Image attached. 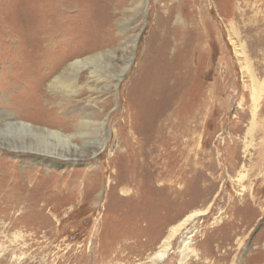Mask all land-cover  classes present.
<instances>
[{"label":"rangeland","instance_id":"obj_1","mask_svg":"<svg viewBox=\"0 0 264 264\" xmlns=\"http://www.w3.org/2000/svg\"><path fill=\"white\" fill-rule=\"evenodd\" d=\"M0 111L70 137L0 147V264H264V0H0Z\"/></svg>","mask_w":264,"mask_h":264},{"label":"bare ground","instance_id":"obj_2","mask_svg":"<svg viewBox=\"0 0 264 264\" xmlns=\"http://www.w3.org/2000/svg\"><path fill=\"white\" fill-rule=\"evenodd\" d=\"M180 24V23H179ZM181 26H184V25H181ZM176 29H177V31H183V27H176ZM178 33V32H177ZM180 33V32H179ZM185 32H183V33H181V34H184ZM178 36V35H177ZM183 36L184 35H180L179 34V40L176 42V45H177V48H180V46L179 45H181L182 46V44H180V42H181V39L183 38ZM177 39V38H176ZM184 42H187V41H185L184 40ZM184 42L182 41V43L184 44ZM180 51V50H179ZM179 53V52H178ZM96 56V55H95ZM93 59H95V57L93 56V57H89V58H87V59H85V60H83V61H74V63L72 62V64H69L67 67H65L64 68V72L62 71V73H57V75H55L54 77H52V79H50L48 82H47V85L49 86V88H50V90H52V91H55V90H63V91H67V90H65V89H67V88H70L71 89V87H73V85H72V83H73V81H74V79H75V69H77V68H81L82 66H84V65H89V64H91V60H93ZM99 61V60H98ZM94 68V67H93ZM91 69V68H90ZM77 71V70H76ZM125 71V70H124ZM124 71L122 72V73H124ZM68 73V74H67ZM77 73H78V71H77ZM69 74H73L74 76L72 77L71 75H69ZM24 76V75H23ZM117 84H118V81H117V83H116V86H117ZM75 85V84H74ZM42 86H40V88H41ZM39 89V88H38ZM68 92V91H67ZM71 91L69 90V93H70ZM49 102V101H48ZM52 104V103H51ZM2 113H5L4 115H3V117L2 118H4V119H9V120H13L14 122V124L16 125H14V126H10L9 124H7V123H5V122H3V120H2V118L0 119V120H2V121H0L2 124L4 123L5 124V127H6V131L4 130V131H1V132H4V134L3 135H7V136H9V137H11L12 139L13 138H18L19 140H22V141H20V142H14L15 143V147L14 146H12V144H10L9 143V139L8 138H6L4 141H2V140H0V147H4V148H7V149H10V150H19V148H20V150L21 151H25V152H28L27 151V142H26V140H27V138L28 137H30V136H33V138H38V140H40V141H43V136L44 135H42V134H46L47 133V135L46 136H48V137H53V138H57V139H59V138H62V139H65L66 141H70V137H68V136H63V135H61V133L60 132H56V131H48V130H45V131H47L46 133H43L42 131L43 130H40V129H37L35 126H32L31 124H28V123H25V122H22V121H18V120H16V118H14L13 116H12V114H8V113H6V112H2V111H0V117L2 116ZM11 120V121H12ZM3 124V125H4ZM1 127H2V125H1ZM37 130V131H36ZM2 134V133H1ZM36 140V139H35ZM65 140H63L62 142H63V145L65 146V144H66V141ZM70 143V142H69ZM41 144V143H40ZM48 144H49V142H48ZM7 145H9V146H7ZM49 145H51V144H49ZM49 145H48V147H49ZM60 146V145H59ZM47 147V148H48ZM45 148V147H44ZM51 148V147H50ZM53 149V152H55V151H58L57 152V154H55V153H52V154H50V153H47L46 152V154H49V155H52V156H55V157H58V159L59 158H61V159H63V160H66V161H68V159H69V157L67 156V154H65L66 152H62L61 150H56L55 148V146L54 147H52ZM36 149V148H35ZM103 149V148H102ZM42 150V149H41ZM51 150V149H50ZM66 151V150H65ZM20 152V151H19ZM42 152H44L43 150H42ZM51 152V151H50ZM29 153V152H28ZM36 154V153H35ZM43 155V154H42ZM48 156V155H47ZM67 156V157H66ZM25 157V156H24ZM27 157V156H26ZM45 157V156H44ZM51 157V156H50ZM28 160V159H27ZM26 160V161H27ZM35 163V162H34ZM33 163V164H34ZM55 163V162H54ZM36 164V163H35ZM46 164V163H45ZM39 166H40V164H39ZM35 167V166H34ZM51 167H57V165H55V164H51ZM47 168H48V166H47ZM49 169V168H48ZM29 173V172H28ZM39 173V172H38ZM205 213L206 212H197V213H195V214H193L192 216H190L186 221V224H188V222H190L194 217H199V216H203V215H205ZM185 225V224H184ZM178 233H176V235H177ZM176 235L174 236V239H175V237H176ZM187 239H189V238H187ZM174 241V240H173ZM172 242V241H171ZM170 242V243H171ZM170 243L164 248V250H161L160 252H157L155 255H154V262L152 263V264H156L157 262H159V261H161V260H164L165 258H166V256H167V252H168V249H169V246H170ZM188 244V242H185V240H184V242H183V244L182 245H187Z\"/></svg>","mask_w":264,"mask_h":264}]
</instances>
